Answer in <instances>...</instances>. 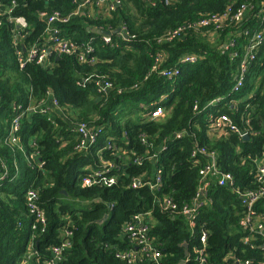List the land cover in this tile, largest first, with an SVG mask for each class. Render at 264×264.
Masks as SVG:
<instances>
[{
  "label": "trees",
  "instance_id": "16d2710c",
  "mask_svg": "<svg viewBox=\"0 0 264 264\" xmlns=\"http://www.w3.org/2000/svg\"><path fill=\"white\" fill-rule=\"evenodd\" d=\"M76 5L73 0H0V264H21L29 250L28 261L45 262L50 248L64 241L70 245L56 264H156L145 257L127 263L115 256L132 247L122 229L135 213L149 214V237L163 264H181L183 259L198 264L194 256L199 250L206 264H260L262 235L245 241L239 196L231 186L218 185L217 175L202 177L200 170L213 161L219 172L232 175L234 188L258 185L253 174L258 159L264 160V39L242 86L238 91L232 87L242 43L253 32L264 37V0H119L112 9L90 4L74 13ZM242 5L247 9L235 21L231 16ZM55 11L69 15L67 22L57 24L61 35L94 50L50 52L43 65L26 62L20 67L17 49L47 35L38 13ZM210 14H227V19L217 29H189L165 39L168 31ZM18 16L28 24L20 38L14 36L18 29L12 20ZM92 29L119 31L106 43ZM230 38L236 41L230 50L237 51L235 56L222 51ZM81 53L85 61L79 59ZM187 54L197 60L182 62ZM156 58L158 70L177 68L178 74L164 77L153 71ZM95 79L110 82L111 88L98 92ZM162 95V115L139 118ZM217 97L222 98L208 104ZM42 107L47 110L41 112ZM20 114L17 140L11 142V121ZM220 115L246 131L248 139L226 125L211 127L212 117ZM84 124L99 126L101 132L81 149L78 127ZM108 143L116 147L106 148ZM201 148L205 152L199 153ZM105 167L110 169L103 177L83 185L90 172ZM156 174L157 189L131 186L132 180L152 182ZM110 176L115 182L104 185L102 180ZM206 181L193 231L184 215L158 208L164 198L177 211L191 206ZM29 190L34 194L30 200ZM31 205L45 219L34 229ZM253 209L264 212V198ZM201 229L207 230L204 244L195 239Z\"/></svg>",
  "mask_w": 264,
  "mask_h": 264
},
{
  "label": "built area",
  "instance_id": "2783aa9c",
  "mask_svg": "<svg viewBox=\"0 0 264 264\" xmlns=\"http://www.w3.org/2000/svg\"><path fill=\"white\" fill-rule=\"evenodd\" d=\"M76 5V9L74 13L82 11L90 4H95L97 7H105L106 9H112L114 4L118 3L119 0H73ZM11 3L14 4V0H11ZM247 6L242 5L240 9L236 11L231 18L235 21H238L240 18L243 17ZM10 11V9L8 10ZM38 19L44 23L45 30L47 32L46 37H41L42 41L36 40L33 42L27 49L19 50L17 49V59L19 66L22 67L26 62H35L37 64L43 65L48 58V54L52 52L55 55H72L77 53L79 49L84 48L87 51L92 52L94 47H92L89 43L86 44H77L72 41L70 38L64 37L61 35V32L57 26L58 23H65L69 19V15H62L58 11L52 12L48 15L43 13H38ZM222 19H227V14L219 15V14H210L205 16L199 20H196L192 23H188L185 26L176 27L173 30L168 31L164 37L166 40H171L183 35L187 30L193 29L197 30L203 27H214L219 28L222 24ZM13 22L15 23L16 28L18 31L15 33V37L20 38L23 36L21 31H25L27 29L28 24L24 17L18 16L12 18ZM243 34L246 36L249 34L247 30L243 31ZM250 35V39L244 43H242L243 53L241 54V59L238 68V74L235 79V83L232 87V91H238L239 88L242 86L243 79L246 75L248 63L250 64L254 58V52L257 49L258 45L264 39L261 32H253ZM102 40L106 43L111 41L110 36H102ZM236 43L234 38H230L227 42H225L222 46V51H229L232 52L231 54L235 56L237 51H230L233 48V45ZM79 59L81 61H85L86 54L81 53L79 54ZM197 58L194 55L187 54L183 56L181 59L182 62H195ZM90 61H93V58H90ZM158 61L159 58H156L154 64L152 66L153 71H158V73L164 77H172L178 74V69H161L158 70ZM94 85L97 87L98 92H105L106 90L111 88V83L101 79H95ZM218 98L214 99L217 100ZM55 104V102H53ZM47 108L42 107L41 112H45ZM163 113V106L156 105L147 111L145 114L142 115V118L147 117L149 120H153L161 116ZM19 116L15 117L11 121L10 132H9V139L11 142H16L17 137L15 136V132L19 129ZM214 120L213 123L210 125L213 128H220L223 126L229 127L230 130L237 133L240 137L247 135L246 131L239 130L235 125H233L226 115H220L218 117H212ZM80 142L79 148L86 149L87 146L95 141L96 135L101 132V127L99 126H91L88 127L85 124L80 125L78 127ZM178 134L177 136H180ZM141 141L144 143L145 135L141 134ZM113 146L116 147L114 144L108 143L106 148ZM205 152L203 148L199 149V153ZM150 158H155V154L149 155ZM212 158L215 156L212 154ZM136 162L139 163V157H135ZM110 167H105L101 171H94L90 172L89 175L83 178V185H91L95 182L96 178L103 177L102 174L109 172ZM158 171V170H157ZM200 174L202 177L207 176L208 174L217 175V183L218 185H225L231 186L232 191H234L240 199V204L244 208L243 216L241 218L240 224L241 226L247 231V236L245 241L253 240L256 234L262 235L260 245L264 247V212L256 213L253 209L254 204L261 198H264V160L258 159L256 164V169L253 174L254 182L258 185L250 188L239 190L233 187V177L230 173H223L219 172L214 162L205 165L203 169L200 170ZM205 179V178H204ZM103 184L106 186H111L115 179L114 177L110 176L108 178H104L102 180ZM208 182H204L197 190L195 196L192 199V205L189 207H183L180 211H177V206L172 202L170 198H164L163 200H158L157 205L161 210L170 211L172 213H179L185 216L186 220L188 221V225L190 230L193 231L194 225L196 224V216H197V209L200 203H203L205 200V187L207 186ZM148 187L149 189H157L160 185V175L156 174L155 180L152 182L141 183L140 180H132L131 186L132 187H139V186ZM34 196L33 191H27V197L30 200ZM31 212L35 213L34 223L32 224L31 228L34 229L36 223L44 224L45 219L43 214L36 209L34 205L30 206ZM148 213H135L133 214L130 219L125 223L122 229V236L125 237L130 245L132 246L128 250L119 251L115 254V256L127 263H130L132 260L138 257H145L156 264H163L161 263L162 255L159 250L156 249L154 245L151 244V239L149 237V226H148ZM65 235H69V231H64ZM207 235L206 229H201L199 234L195 235L196 242H200L202 244L205 243ZM69 241H64L58 246H52L50 249L51 256L45 262L42 261H35L30 262L27 259H31L32 252L26 251L23 253L22 262L21 264H56L58 261L62 259L61 251L63 248L69 246ZM194 259L198 262V264H206V259L204 257V252L199 250L198 255L194 256ZM185 263L186 260L184 259ZM260 264H264V260L260 262Z\"/></svg>",
  "mask_w": 264,
  "mask_h": 264
},
{
  "label": "rangeland",
  "instance_id": "374dc122",
  "mask_svg": "<svg viewBox=\"0 0 264 264\" xmlns=\"http://www.w3.org/2000/svg\"><path fill=\"white\" fill-rule=\"evenodd\" d=\"M253 93L252 92H250L247 96L249 97V96H251ZM228 95V94H227ZM226 96V95H225ZM218 99L217 100H211L208 104H212V105H214V104H216L222 97H217ZM166 99V95H162L161 96V98L157 101V102H155L154 104H153V106H151V108H153L154 106H156V105H162V102H163V100H165ZM216 99V98H215ZM139 103H143V102H139ZM140 106L142 107V106H146V104L145 103H143V104H140ZM163 106V105H162ZM131 115V114H130ZM142 115H143V113H140L139 114V118L140 117H142ZM131 118H133V119H136L135 118V116L132 114L131 116H130ZM158 208H159V206H158Z\"/></svg>",
  "mask_w": 264,
  "mask_h": 264
},
{
  "label": "water",
  "instance_id": "95a60500",
  "mask_svg": "<svg viewBox=\"0 0 264 264\" xmlns=\"http://www.w3.org/2000/svg\"><path fill=\"white\" fill-rule=\"evenodd\" d=\"M92 31H93V32L101 33L102 35H108V36H110V35H112L113 33H117V32L119 31V29H116L114 32H113V31H112V32H110V31H98V30H95V29H92ZM242 138H243V139H248V135H244V136H242ZM106 218H107V216L105 215V216L99 221V223H102L103 221H105ZM184 247H186V245H184ZM184 254L186 255L187 253L184 252ZM181 264H185V261L182 260V261H181Z\"/></svg>",
  "mask_w": 264,
  "mask_h": 264
},
{
  "label": "clouds",
  "instance_id": "9594fccd",
  "mask_svg": "<svg viewBox=\"0 0 264 264\" xmlns=\"http://www.w3.org/2000/svg\"><path fill=\"white\" fill-rule=\"evenodd\" d=\"M103 36V35H102ZM105 36H108V35H105ZM110 37H111V35H110ZM236 79V78H235ZM184 260V259H183ZM182 261V260H181Z\"/></svg>",
  "mask_w": 264,
  "mask_h": 264
}]
</instances>
